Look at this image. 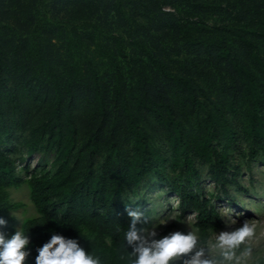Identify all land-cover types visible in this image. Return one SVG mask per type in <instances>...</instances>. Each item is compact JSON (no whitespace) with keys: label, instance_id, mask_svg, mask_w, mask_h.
<instances>
[{"label":"trees","instance_id":"16d2710c","mask_svg":"<svg viewBox=\"0 0 264 264\" xmlns=\"http://www.w3.org/2000/svg\"><path fill=\"white\" fill-rule=\"evenodd\" d=\"M156 1L161 7L167 0ZM171 2L212 12H222L223 6L233 13V23L221 28L243 42L258 73L226 42L202 35L203 27L191 20L178 22L176 32L186 45L213 51L216 60H227L236 78L231 83V99L240 95L247 100V134L264 150V91L259 85L264 84V58L255 43V39L264 42V0ZM146 5L147 0H0V215L25 207L11 200L9 189L26 185L35 214L21 224L31 235L33 255L36 247L58 233L80 235L81 245L99 255L102 264L107 258L113 264L126 262L130 249L125 247L123 232L131 218L119 197L126 189H136L150 174L162 183L171 182L156 169L169 158L150 145L147 111L154 114L170 140V162L176 171L171 187L180 214L195 213L193 229L198 242L205 244L213 232L225 226L210 199L193 187L199 179L195 158L207 165L213 184L226 193L227 186L237 184L240 165L231 166V152L239 133L210 97L196 93L193 78L169 70L147 49L145 41L131 39L141 55L128 57L123 38L116 37L113 47L102 39L100 26L89 24L77 9L87 8L84 13L90 17L100 10L112 11L131 22L132 7L145 9ZM58 37L62 47L54 41ZM92 53L106 65L110 79L106 91ZM157 78L181 87L190 101L188 116L198 107L206 114L199 140L186 126L190 118L179 119L176 106L164 100L161 91L149 95L148 82ZM200 95L203 101L197 99ZM210 105L212 109H207ZM230 108L234 112L232 102ZM193 119L202 127L200 115L194 114ZM17 131L27 132L29 153L38 147L53 153L54 173L32 174L27 179L17 176L15 161L1 149L3 138ZM222 131L228 138L225 145ZM256 154L253 151L250 157ZM101 156L103 161L97 163ZM183 177H187L185 182ZM142 210L149 216L150 227L152 211ZM13 220H9L8 233L15 228Z\"/></svg>","mask_w":264,"mask_h":264},{"label":"rangeland","instance_id":"374dc122","mask_svg":"<svg viewBox=\"0 0 264 264\" xmlns=\"http://www.w3.org/2000/svg\"><path fill=\"white\" fill-rule=\"evenodd\" d=\"M77 9L81 11V15L88 19L89 24L97 23L100 26L102 39L113 47H115L116 37L123 38L124 51L128 57L141 55L140 50L132 45L131 39L137 38L145 41L147 49L157 58L162 59L169 70L183 77L193 78L198 85L196 93L206 94V97H210L223 110L224 117L240 135L231 152V166L240 165L239 174L236 178L237 184L227 186L226 193L221 192V189L213 184L207 171V165L200 164L195 158V167L198 169L199 179L198 185L193 187L210 199L211 205L222 217L225 226L223 229L213 232L205 244L199 243L197 239L192 254L203 250L201 259L220 262L224 261L223 253L230 252L233 253L232 259L224 261V264H264V150L252 143L247 134L246 111L248 102L240 95L237 96L236 100L231 99V83L236 81V78L231 74L230 66L226 63L227 60H216L215 52L186 45L176 32L178 22L191 20L196 25L203 27L202 35L226 42L235 55L243 60L252 71L258 73V66L248 58L247 49L243 42L228 30L221 28L225 24L233 23V13L226 12L223 6L222 12H212L204 8H183L178 3H172L171 0H167L160 7L156 0H147L145 9L141 6L132 7L130 10L131 22H126L112 11L107 14L104 10H100L97 14L100 16L99 18L97 15L90 17V15L85 14L87 8L78 7ZM22 32L26 33L25 30ZM54 41L59 47H62L63 40L61 37L54 38ZM255 43L257 50L264 58V42L255 39ZM61 51H63L62 48ZM90 55L93 57V61L97 63L101 81L105 83L106 91L110 85L109 76L105 74L106 65L94 53ZM119 61L124 67L125 64L120 58ZM156 80L154 79L155 82H148L149 95L154 96V92L161 91L164 100L170 102L173 107L176 106L174 113L179 115V119L187 120L190 118V122L186 123V126L191 136L199 140L204 134L202 119L205 118L206 114L200 111L199 107L198 110H194V114L197 113L201 118L202 127L199 128L193 119L194 114L187 115L190 101L185 99L181 87L166 78H157ZM259 85L260 89L264 91V84L260 83ZM197 99L203 101V96L200 95ZM231 102L235 109L234 112L230 108ZM207 109H212V105ZM147 128L151 139L150 145L158 150L156 152L161 153L165 158H169L164 166H159L156 169L171 179V182L169 185L162 183L157 180L156 176L150 174L141 180L136 189H126L119 197L118 202L127 208L142 207V209L152 211L150 216L152 224L149 228L159 225L158 234L161 236L177 231L195 233L193 229L195 213L180 214L178 198L171 187L172 177L176 175V171L170 162V140L154 114L149 111H147ZM220 136L222 145L228 143L227 135L223 131ZM27 138V132L17 131L5 136L1 145V149L15 161L17 176L27 179L32 174L54 173L56 167L52 165L53 153L40 147L29 153L26 145ZM253 151H257V154L256 157L251 158L250 154ZM97 161V163H101L103 157H99ZM186 179L187 177H183L184 182ZM9 194L12 201L25 204L23 209L10 212L13 213L14 217L13 225L17 226V221L22 222L24 218L34 215L35 211L30 203L29 190L26 185L9 189ZM161 220L165 223L159 224ZM245 222L249 223L254 230L251 238L235 249L219 246L221 233L234 231L244 225ZM248 249L251 250L250 255L245 254ZM186 258H190V256ZM104 264L113 263L110 258H107ZM123 264H128V257ZM177 264H182V262L178 261Z\"/></svg>","mask_w":264,"mask_h":264},{"label":"clouds","instance_id":"9594fccd","mask_svg":"<svg viewBox=\"0 0 264 264\" xmlns=\"http://www.w3.org/2000/svg\"><path fill=\"white\" fill-rule=\"evenodd\" d=\"M131 218L130 224L123 232L125 247L130 249L128 264H224L232 259L233 253L224 252V261L203 260V250H193L197 244V235L193 232H172L159 235V225L147 227L149 216L140 207L127 208ZM14 219L13 213L0 215V264H102L101 257L88 251L81 245V236L70 237L53 233L33 255L31 235L17 221V226L11 233L6 230L9 220ZM160 221L159 224H164ZM140 224V227L137 225ZM254 230L249 223L231 232L219 235V246L235 249L253 236ZM251 250L245 254L250 255ZM190 258H186L189 257Z\"/></svg>","mask_w":264,"mask_h":264}]
</instances>
